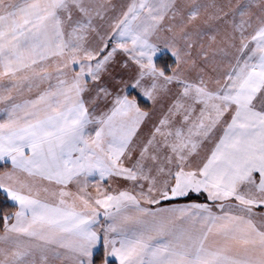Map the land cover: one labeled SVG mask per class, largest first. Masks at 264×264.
Masks as SVG:
<instances>
[{
    "label": "snow or ice",
    "instance_id": "1",
    "mask_svg": "<svg viewBox=\"0 0 264 264\" xmlns=\"http://www.w3.org/2000/svg\"><path fill=\"white\" fill-rule=\"evenodd\" d=\"M0 264H264V0H0Z\"/></svg>",
    "mask_w": 264,
    "mask_h": 264
}]
</instances>
